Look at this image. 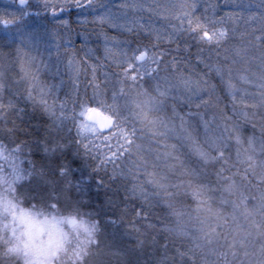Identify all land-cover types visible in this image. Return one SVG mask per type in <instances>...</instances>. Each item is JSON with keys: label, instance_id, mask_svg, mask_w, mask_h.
Here are the masks:
<instances>
[{"label": "snow or ice", "instance_id": "obj_1", "mask_svg": "<svg viewBox=\"0 0 264 264\" xmlns=\"http://www.w3.org/2000/svg\"><path fill=\"white\" fill-rule=\"evenodd\" d=\"M13 4L0 14L19 37L0 52V264H264V14L237 46L236 16H196L195 0ZM72 8L97 11L104 56L66 50L75 95L61 100L24 24ZM144 11L168 27L126 19Z\"/></svg>", "mask_w": 264, "mask_h": 264}, {"label": "rangeland", "instance_id": "obj_2", "mask_svg": "<svg viewBox=\"0 0 264 264\" xmlns=\"http://www.w3.org/2000/svg\"><path fill=\"white\" fill-rule=\"evenodd\" d=\"M33 4L36 5L38 0H32ZM97 4L103 3L115 12H120L118 5L123 0H96ZM131 2V0H130ZM138 3H143L145 6L152 5H164L174 3L176 0H136ZM197 5L196 16L207 15L209 18L220 19L225 17L227 14H234L237 18L238 23L234 25L236 33L233 37L232 43L234 45H241L247 39V37H241L247 27L245 20L250 16L259 17L264 14V0H195ZM14 8L13 0H0V14L5 11H12ZM42 9V6H41ZM102 11V10H100ZM57 15L53 17L51 10H41L39 15L33 14L25 20L24 28L25 31L36 32L40 36V41L33 52L43 59L45 63L49 65L51 71L42 73V78L50 84H56L58 86V93L62 89H66L64 86L73 83L72 73L67 68V61L65 59L66 50L69 52L74 51L78 54V58H84V52L88 49L94 50V57L89 60V63H94L96 58L103 59L104 56V38L98 34V25L93 23V18L98 14L97 11L92 9H76L72 8L64 12H60L56 9ZM142 17V19H141ZM140 20L142 23H151L154 27L160 28L162 31L168 27L167 21L162 19L160 16L154 15L150 11H144L142 13H129L126 17L127 20L133 19ZM67 20L69 27L65 28L59 23V21ZM175 23V21H173ZM257 25L259 21L255 22ZM231 26V25H230ZM108 36L115 37L118 41L122 42L125 39V34L119 33L115 29H106ZM85 37L87 38V48L82 50V46L85 43ZM0 39L7 43H15L19 46V37L12 31L4 30L0 28ZM69 39L71 43L69 44ZM134 47V45H133ZM195 51V48H193ZM223 58V49L220 50ZM208 53L205 52V56ZM212 58L215 60L216 53L213 51ZM59 64V74L53 75L55 65ZM202 69L203 66L201 65ZM89 75L87 77L81 73L79 77L81 98L84 95V89H88V95L91 96L92 89L88 86L87 81L91 79L90 69L88 70ZM98 80L103 82V72L98 70ZM218 79H214V82ZM63 81V83H61ZM239 81V80H238ZM237 87L248 88L251 90V85H245L241 81L237 82ZM67 94V92H65ZM60 94V93H59ZM243 95V93H238ZM60 99L63 100L65 95L62 93L59 95Z\"/></svg>", "mask_w": 264, "mask_h": 264}, {"label": "trees", "instance_id": "obj_3", "mask_svg": "<svg viewBox=\"0 0 264 264\" xmlns=\"http://www.w3.org/2000/svg\"><path fill=\"white\" fill-rule=\"evenodd\" d=\"M17 46H16V44L15 43H13V44H11V43H7V42H5V41H3V39H0V52H4V53H9V52H11V53H14L15 52V48H16ZM42 78H45V76L44 77H42ZM215 82H217L218 83V80H216ZM237 82H239L238 80H234V83H236L237 84ZM66 89L64 90H60L59 91V93L61 94L62 93V95H65L64 96V99L65 98H68V97H74V95H75V92H74V85H73V83H71V84H67L66 86H64ZM79 91H80V89H79ZM65 92H67V94L65 93ZM59 94V95H60ZM82 93H81V91H80V95H81ZM223 95V94H222ZM239 95V94H238ZM223 103L224 104H228L229 105V109H230V107H231V105H230V103H229V101L228 100H223ZM30 111V110H29ZM30 114H31V112H30ZM32 115H34L35 116V119L36 120H39V119H41V117L39 116V114H32ZM196 119H198V118H196ZM206 119H208V120H212V111H210L209 112V114L206 116ZM35 122V121H34ZM251 131V130H250ZM201 132H203V128L201 127ZM259 133L257 132V135H258ZM182 199H184V203H185V205H186V208H187V210H189V211H191V209H193V208H195V202L191 199V197H187V198H182ZM229 211H230V209H229Z\"/></svg>", "mask_w": 264, "mask_h": 264}]
</instances>
